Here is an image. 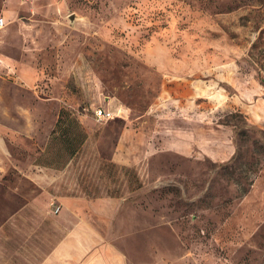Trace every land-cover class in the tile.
I'll return each instance as SVG.
<instances>
[{
  "label": "rangeland",
  "instance_id": "374dc122",
  "mask_svg": "<svg viewBox=\"0 0 264 264\" xmlns=\"http://www.w3.org/2000/svg\"><path fill=\"white\" fill-rule=\"evenodd\" d=\"M0 17V225L27 220L11 255L83 218L128 264H264V0H0ZM38 168L39 190L17 171Z\"/></svg>",
  "mask_w": 264,
  "mask_h": 264
},
{
  "label": "crops",
  "instance_id": "0c3cea01",
  "mask_svg": "<svg viewBox=\"0 0 264 264\" xmlns=\"http://www.w3.org/2000/svg\"><path fill=\"white\" fill-rule=\"evenodd\" d=\"M38 170L39 168L18 169L17 171L34 189L38 188L39 190L42 185ZM4 174L0 171L1 191L8 184V181L2 178ZM4 198H6L5 194L0 192V200H6ZM39 199L38 194L29 201L34 210L42 207ZM23 222H27V220L21 214L8 216L1 222L0 264H128L118 248L106 240L96 226L83 218L75 222L58 242L55 241L56 228L54 225L51 229V224H49L47 231L43 233H38L39 228L38 232H35V228L32 227L30 230L31 232L34 230V233H31L32 235L30 234L29 237L30 231H28L24 238H27V243L28 241L34 243L33 246L19 250L20 253L11 255L12 252L9 251L11 249H8L5 241L6 239L8 240L9 234V237L13 238L14 235L17 236L20 233L17 231L20 230V224ZM16 232L17 234H15ZM40 240L43 242L42 244H40ZM14 256H18L19 260L14 261L11 259Z\"/></svg>",
  "mask_w": 264,
  "mask_h": 264
},
{
  "label": "trees",
  "instance_id": "16d2710c",
  "mask_svg": "<svg viewBox=\"0 0 264 264\" xmlns=\"http://www.w3.org/2000/svg\"><path fill=\"white\" fill-rule=\"evenodd\" d=\"M65 124H68L69 128H70V126L71 127L74 126L75 128L81 127L78 119H76L75 117H71L70 113H68L67 111L61 110L59 117H58V120L56 122V127L53 130L52 134H57L59 132V130H61ZM67 130H68L67 128L62 129V132H63L62 134L69 136V131H67ZM80 136H82V133L79 131L78 137L80 138ZM81 143H83L82 139H79L76 142H74L72 144L74 146V148L71 149V153H75L76 151H78L80 146H81Z\"/></svg>",
  "mask_w": 264,
  "mask_h": 264
},
{
  "label": "built area",
  "instance_id": "2783aa9c",
  "mask_svg": "<svg viewBox=\"0 0 264 264\" xmlns=\"http://www.w3.org/2000/svg\"><path fill=\"white\" fill-rule=\"evenodd\" d=\"M5 24L4 18L0 17V28H2ZM112 113L109 110L103 109V108H99L95 110V116L99 119H107L112 117ZM60 206L56 207V212L59 211Z\"/></svg>",
  "mask_w": 264,
  "mask_h": 264
}]
</instances>
